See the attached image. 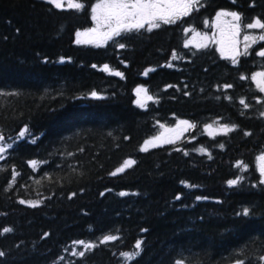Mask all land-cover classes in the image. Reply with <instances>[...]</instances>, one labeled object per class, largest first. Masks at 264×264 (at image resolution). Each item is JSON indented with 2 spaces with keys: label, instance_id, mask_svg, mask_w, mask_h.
Instances as JSON below:
<instances>
[{
  "label": "trees",
  "instance_id": "16d2710c",
  "mask_svg": "<svg viewBox=\"0 0 264 264\" xmlns=\"http://www.w3.org/2000/svg\"><path fill=\"white\" fill-rule=\"evenodd\" d=\"M95 1L79 0L77 11L0 0V142L12 145L0 160V232L12 229L0 234V264H264V185L255 166L264 93L251 79L264 72V41L236 64L212 44L184 46L185 29L203 30L220 10L239 13L242 24L264 22V0H202L175 24L78 45ZM137 87L153 97L145 108L135 103ZM180 120L195 127L141 151L158 125ZM214 123L235 130L210 136L204 126ZM125 160L134 163L111 175ZM104 235L118 239L100 244ZM137 240L140 255L125 262L120 253L135 252ZM73 241L97 247L81 258Z\"/></svg>",
  "mask_w": 264,
  "mask_h": 264
},
{
  "label": "snow or ice",
  "instance_id": "6c2138e0",
  "mask_svg": "<svg viewBox=\"0 0 264 264\" xmlns=\"http://www.w3.org/2000/svg\"><path fill=\"white\" fill-rule=\"evenodd\" d=\"M47 3L51 4L56 9H67L82 10L85 5L79 0H46ZM199 6H202V0H97L91 7V19L93 21L94 27L77 31L75 33V43L78 45H95L97 47L103 46L114 37L120 36L124 32L139 31L147 26L148 31L159 28L162 24H175L179 19L189 16L194 10H197ZM230 17V19H227ZM205 26H208L209 22L205 20ZM211 27L215 30L212 36L207 34H202L196 32L194 29H185V32H192V37L185 41V47L193 45L197 49H202L209 47L210 43L217 45V51L220 53L222 58L230 59L233 64L238 62V57L247 54L248 49L259 41H264V22L260 18H256L247 24L241 22V15L235 11L221 10L215 15L214 20L211 23ZM259 29L262 30L261 34L257 37L255 35H244V51L239 50L240 40L238 37L241 34V29ZM121 48L125 47L124 44L119 45ZM259 56L264 57V50L257 53ZM177 58L176 53L173 52L172 59ZM63 62V58H61ZM171 66V65H169ZM93 67H96L93 65ZM104 71H109L108 65H104ZM116 76H122L120 72L111 73ZM147 74V73H145ZM241 79H244L242 76ZM252 80L256 82L257 87L260 92L264 93V72L255 73L252 76ZM226 88H230L231 85H225ZM91 97L99 98L97 92L93 91L90 93ZM136 100L135 103L140 108H145L148 101L153 100V97L148 94V90L144 87H137L135 89ZM241 104L245 108L248 105L241 100ZM261 116H264V112H261ZM183 127L184 131L195 127L187 120H180L177 123L176 129H165V132L175 133L177 129ZM163 128L164 126L161 125ZM205 132L214 136L217 134L227 135L229 132L235 130V126L220 125L217 129H214L212 124L205 125ZM29 132L27 127L23 128L19 132V137L24 138ZM245 135H250V133H245ZM178 137L166 136L163 133L153 139L145 141L144 146H142L141 151H146L149 146H156L157 142L160 143H174L175 139ZM4 136L0 135V141L4 140ZM12 145H5V147H0V160L4 159L3 153L6 149L11 148ZM201 153L205 152L204 148L198 149ZM258 160V170L260 173L259 183L264 185V154L257 157ZM30 166L35 169L37 167V161H30ZM134 161L125 160L124 164L117 168L115 171L110 173L115 176L118 173L123 172L126 168L130 167ZM237 167L243 168V164H238ZM18 173L13 172V182ZM243 177H237L228 181V185H237ZM11 187V184L9 185ZM120 195H125V193H120ZM179 199V197H177ZM201 199V197H197ZM22 205H27L29 207H38L41 201L39 200H19ZM243 215H249V209L245 208L243 210ZM12 231L10 228H3V233H8ZM48 234L45 233V236ZM118 237L115 235H104L100 240V244H105L111 241L117 240ZM73 244L82 246L84 250L75 251L73 250V255L78 257H84L86 252L97 247L93 243H85L84 241H73ZM141 240L135 242V252H121L120 256L124 258V261L134 260L140 255L142 251ZM4 253L0 252V256ZM260 260L264 262V256L260 257ZM177 264L181 262L177 261ZM236 264H244L243 260H237Z\"/></svg>",
  "mask_w": 264,
  "mask_h": 264
},
{
  "label": "rangeland",
  "instance_id": "374dc122",
  "mask_svg": "<svg viewBox=\"0 0 264 264\" xmlns=\"http://www.w3.org/2000/svg\"><path fill=\"white\" fill-rule=\"evenodd\" d=\"M96 2H97V0H96L95 2H93V3L90 4V6H89L90 10H91L92 5H93L94 3H96ZM65 7H66V6H65ZM220 11H221V10H220ZM227 11H228V10H227ZM90 12H91V11H90ZM216 13H217V12H216ZM216 13L211 17L210 20H208V22H209L208 26H205V23H204V24H203V27H204L203 30H198V31L195 30V31H196V32H200V33H202V34H207L208 36H212V35L214 34L215 30L211 27V23H212V21L214 20ZM227 19H230V17H228ZM246 24H247V23H246ZM242 25H243V24H242ZM92 27H94V24H93V23H92ZM244 35H255V36L258 37V36L260 35V33L257 31V29H245V28L242 27V29H241V34H240V36L238 37V39L240 40L239 50H240L241 52L244 51V40H243ZM191 37H192V32H188V36H187V39H186V40L191 39ZM210 44L214 45V47L217 49V45H216V44H214V43H210ZM189 46H193V45H189ZM193 47H194V46H193ZM218 53H219V52H218ZM219 55H220V53H219ZM220 56H221V55H220ZM229 60H230V59H229ZM258 72H261V71H256V72H254L253 74H251V79H252V76H253L255 73H258ZM253 82H254L255 85L257 86L256 82H255V81H253ZM177 123H178V121H175L173 124H170V125H166V124H160V125H158V127H157L156 130H155V132H154L150 137H148L146 140L153 139V138H155V137H157V136H160L162 133H163L164 135H166V136L178 137L177 139H179V138L181 137L182 133L184 132L182 126H181V128L177 129V131H176L175 133L165 132V129H176V128H177ZM161 125H163L164 127L162 128ZM212 125H213L214 129H217L221 124H215V123H214V124H212ZM204 127H205V126H204ZM177 139H175V140H177ZM146 140H145V141H146ZM145 141H144V143L142 144V146H144ZM158 144H161V143H160V142H157L156 145H158ZM5 145H7V144H3V143L0 142V147H5ZM149 147H151V146H149ZM4 153H5V152H4ZM4 153H3V155H4ZM261 154H264V150H263L261 153H259V154L255 157V162H256L255 166H256V169H257V172H258V173H259V170H258V160H257V157H259ZM259 175H260V173H259ZM85 243H86V242H85ZM71 250H72V251H73V250H75V251H82V250H84V249L82 248V246L77 245V244H74V245H72Z\"/></svg>",
  "mask_w": 264,
  "mask_h": 264
}]
</instances>
